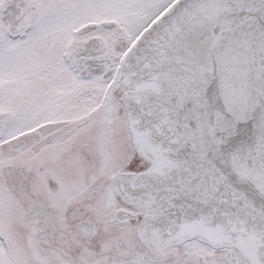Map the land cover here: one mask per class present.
Segmentation results:
<instances>
[{
	"label": "snow or ice",
	"instance_id": "obj_1",
	"mask_svg": "<svg viewBox=\"0 0 264 264\" xmlns=\"http://www.w3.org/2000/svg\"><path fill=\"white\" fill-rule=\"evenodd\" d=\"M0 264H264V0H0Z\"/></svg>",
	"mask_w": 264,
	"mask_h": 264
}]
</instances>
